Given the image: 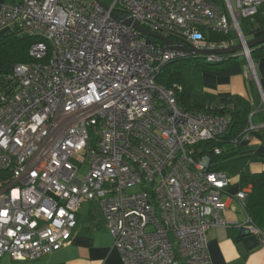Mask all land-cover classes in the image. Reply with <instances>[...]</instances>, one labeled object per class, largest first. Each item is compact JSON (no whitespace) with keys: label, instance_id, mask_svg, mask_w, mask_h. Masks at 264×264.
I'll list each match as a JSON object with an SVG mask.
<instances>
[{"label":"built area","instance_id":"obj_1","mask_svg":"<svg viewBox=\"0 0 264 264\" xmlns=\"http://www.w3.org/2000/svg\"><path fill=\"white\" fill-rule=\"evenodd\" d=\"M264 0H23L0 5V34L35 41L0 87V257L33 264L65 246L82 204L99 203L122 264H211L205 236L226 198L245 210L248 191L210 169L200 143L220 142L230 105L185 110L179 85L156 84L168 62L197 58L166 49L132 24L185 48L241 44L240 21ZM129 19L131 24H125ZM235 40H209L208 33ZM255 33L253 28L248 30ZM248 126L239 140L250 139ZM262 126L258 127L261 128ZM221 149L213 148L219 155ZM86 172L81 175L80 169ZM225 198V199H224ZM264 246V228L239 226Z\"/></svg>","mask_w":264,"mask_h":264},{"label":"crops","instance_id":"obj_2","mask_svg":"<svg viewBox=\"0 0 264 264\" xmlns=\"http://www.w3.org/2000/svg\"><path fill=\"white\" fill-rule=\"evenodd\" d=\"M23 0H0V5L18 3ZM250 29V28H249ZM247 29V30H249ZM251 40L264 35V29L256 33H248ZM254 64L256 82L246 72L233 76H214L202 73V89L196 94H209L216 98L238 97L250 104L251 122L257 127L250 131L248 141H240V150L232 157L245 158L246 164L242 173L247 183L240 185V175L230 174L229 191L250 192L251 175L264 173V56L258 57ZM262 126L261 128H258ZM228 145L224 144L227 148ZM225 199V198H224ZM227 208L218 214L219 223L211 227L205 236L207 253L211 264H264V246L252 249L246 247L240 236L245 222L246 212L238 201L226 198ZM245 205V200H244ZM245 207V206H244ZM77 225L72 231L70 241L63 247L34 261L33 264H122L113 240L107 232L100 205L97 201H86L77 215ZM0 264H10L7 256L0 257Z\"/></svg>","mask_w":264,"mask_h":264},{"label":"trees","instance_id":"obj_3","mask_svg":"<svg viewBox=\"0 0 264 264\" xmlns=\"http://www.w3.org/2000/svg\"><path fill=\"white\" fill-rule=\"evenodd\" d=\"M241 21L245 22L246 29H249V27L253 28L255 33L263 30L264 3L258 8L256 15ZM207 39L225 41L229 40V35L209 33ZM34 41V39L22 36L17 32L0 34V87L3 86L5 76L15 64L30 61L27 50ZM262 56H264V44L250 49V57L253 62ZM188 59L183 58L164 65L156 75V84L163 87H171L174 84L181 86L182 90L177 95V103L185 110H203L206 105L219 103L232 107L231 110L227 111L231 122L228 131L222 138L223 141L198 144V146L203 147L202 153H206L210 157V169L226 171L225 167L220 166L221 161L236 155L240 150L239 145L235 146L232 140H239L241 133L247 128L248 115L251 111L250 104L238 97L216 98L209 94H196L192 90L191 85L181 77L179 68L184 66V64L175 65L176 61H188ZM245 65L246 63L242 56H229L218 63L205 62L199 71L214 76H233L242 74ZM224 144L228 145L227 148L224 147ZM215 147L221 149L219 155L213 154V148ZM245 212L255 225L264 228V173L251 175V190L245 198Z\"/></svg>","mask_w":264,"mask_h":264},{"label":"rangeland","instance_id":"obj_4","mask_svg":"<svg viewBox=\"0 0 264 264\" xmlns=\"http://www.w3.org/2000/svg\"><path fill=\"white\" fill-rule=\"evenodd\" d=\"M106 2V0H104ZM232 4L235 8V0H231ZM250 28V27H249ZM240 31L246 41L251 40L248 35L249 31L245 27V22H240ZM229 35V39L235 40L236 42L237 35L234 30L227 33ZM207 36L209 33L207 32ZM186 62V63H184ZM184 64L179 71L181 73V77L191 85V88L194 92H199L202 89L203 81H202V72H200V67L205 63L203 58H189L188 61H176L175 65ZM253 81V79H252ZM245 158L232 157L231 159L225 161L223 165L228 169L227 171L232 175H240V185L245 186L247 183V176L242 173L244 170V165L246 164ZM223 162V161H221ZM86 172V167L83 166L80 169V174L84 175Z\"/></svg>","mask_w":264,"mask_h":264},{"label":"water","instance_id":"obj_5","mask_svg":"<svg viewBox=\"0 0 264 264\" xmlns=\"http://www.w3.org/2000/svg\"><path fill=\"white\" fill-rule=\"evenodd\" d=\"M124 23L128 25L131 24L129 19L125 20ZM132 26L138 31H140L141 34L144 36H148V37L160 40L164 44L166 49L185 52L188 55H192L194 57L201 58L202 56H210V55H227V54L241 53L243 51V46L241 44H237V45L230 46L227 48L210 49V50H198V49H191V48L188 49V48H185L182 43L172 42L171 40H169L168 38L164 36L157 35L155 33H152L138 26L136 23H133ZM261 44H264V35H261L260 37L246 41L244 48L246 50H250L254 48L255 46H258ZM240 236L243 238V242L245 243L247 248L252 249L258 246V242L256 238L254 236L249 235L246 229L244 228L241 229Z\"/></svg>","mask_w":264,"mask_h":264},{"label":"bare ground","instance_id":"obj_6","mask_svg":"<svg viewBox=\"0 0 264 264\" xmlns=\"http://www.w3.org/2000/svg\"><path fill=\"white\" fill-rule=\"evenodd\" d=\"M203 58L207 57V56H202ZM225 172V171H224ZM227 173V172H226Z\"/></svg>","mask_w":264,"mask_h":264}]
</instances>
